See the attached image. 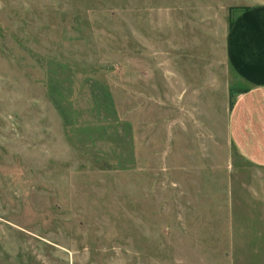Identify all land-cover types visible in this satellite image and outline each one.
<instances>
[{
    "label": "rangeland",
    "instance_id": "1",
    "mask_svg": "<svg viewBox=\"0 0 264 264\" xmlns=\"http://www.w3.org/2000/svg\"><path fill=\"white\" fill-rule=\"evenodd\" d=\"M260 6L0 0V264H264L225 50Z\"/></svg>",
    "mask_w": 264,
    "mask_h": 264
},
{
    "label": "crops",
    "instance_id": "2",
    "mask_svg": "<svg viewBox=\"0 0 264 264\" xmlns=\"http://www.w3.org/2000/svg\"><path fill=\"white\" fill-rule=\"evenodd\" d=\"M226 32V60L246 85L228 115V137L249 162L264 167V7L233 16Z\"/></svg>",
    "mask_w": 264,
    "mask_h": 264
},
{
    "label": "trees",
    "instance_id": "3",
    "mask_svg": "<svg viewBox=\"0 0 264 264\" xmlns=\"http://www.w3.org/2000/svg\"><path fill=\"white\" fill-rule=\"evenodd\" d=\"M237 12H242V10L241 9H238V11H235V14H237ZM232 19H233V16H231V14L228 16V22H229V26H231L232 25ZM241 92H244V90H242ZM241 92H238V94L237 95H239ZM235 101V100H234ZM233 104H234V102H233ZM233 104H232V106H233ZM231 106V107H232Z\"/></svg>",
    "mask_w": 264,
    "mask_h": 264
}]
</instances>
